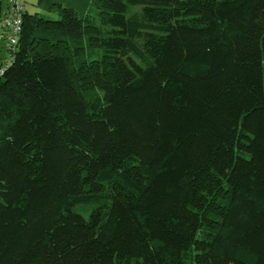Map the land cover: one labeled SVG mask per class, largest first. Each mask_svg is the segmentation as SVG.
<instances>
[{"label": "trees", "instance_id": "obj_1", "mask_svg": "<svg viewBox=\"0 0 264 264\" xmlns=\"http://www.w3.org/2000/svg\"><path fill=\"white\" fill-rule=\"evenodd\" d=\"M36 6L0 64V264H264V0Z\"/></svg>", "mask_w": 264, "mask_h": 264}, {"label": "built area", "instance_id": "obj_2", "mask_svg": "<svg viewBox=\"0 0 264 264\" xmlns=\"http://www.w3.org/2000/svg\"><path fill=\"white\" fill-rule=\"evenodd\" d=\"M7 17L0 25V32L6 31V46L12 48L17 44L21 32L22 12L24 10L22 0H10Z\"/></svg>", "mask_w": 264, "mask_h": 264}, {"label": "rangeland", "instance_id": "obj_3", "mask_svg": "<svg viewBox=\"0 0 264 264\" xmlns=\"http://www.w3.org/2000/svg\"><path fill=\"white\" fill-rule=\"evenodd\" d=\"M22 2L28 12L41 13V11L36 6L37 0H22ZM7 49L8 47L6 46V41L0 35V64L7 63V61L10 59V54L8 53Z\"/></svg>", "mask_w": 264, "mask_h": 264}]
</instances>
